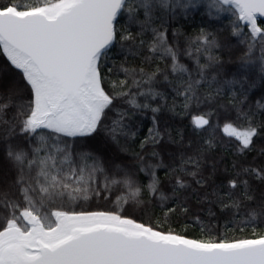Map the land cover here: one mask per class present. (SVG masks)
<instances>
[{
    "label": "snow or ice",
    "instance_id": "obj_1",
    "mask_svg": "<svg viewBox=\"0 0 264 264\" xmlns=\"http://www.w3.org/2000/svg\"><path fill=\"white\" fill-rule=\"evenodd\" d=\"M207 6L218 14H231L233 35L248 37V51L257 41L264 50V27L258 24V17L264 18V0H209ZM190 7H196L195 0H39L23 7L16 0L0 2V50L20 74L19 84L0 90V118L14 111L13 124L35 142L30 152L7 153L16 178L10 186L0 187V264H264V234L235 240L190 239L121 215L122 208L74 211L64 207L67 202L100 197L112 185L128 190L127 198L118 197V202L126 204L138 197L141 189L131 173L104 174L99 161L88 152H77L71 140L96 133L115 100L122 99L132 109H148L150 104L138 97L148 101L158 95L151 86L159 69L140 66L122 68L124 79L113 81L111 92L106 89L102 62L117 42L137 48L146 45L151 54L146 59H170L178 78L189 72L169 44L163 20L177 9ZM121 18L129 25L124 31L118 28ZM158 22L161 27H153ZM149 32L150 42L142 36ZM194 44L197 53L213 59L214 41L201 33ZM207 66L198 63L197 74L203 76ZM260 71L264 73V63ZM198 82H183L186 99ZM127 115L126 111L116 113L108 128L113 139L125 134ZM245 119L251 121L250 116ZM192 123L203 128L209 119L194 115ZM222 130L239 142L242 152L254 147L258 135L251 123L241 129L228 122ZM149 138L144 144L158 143L159 132L149 129ZM189 162L194 168L200 166L197 159L185 161ZM146 170L155 193V172L151 165L140 169ZM184 171L193 177L199 174ZM243 173L264 183V167L245 168ZM98 174L104 175L102 187ZM175 183L186 186L184 176ZM227 187H242V198L254 199L248 179H229ZM228 195L232 199L235 193ZM233 206L240 204L233 200ZM258 207L253 220H264V194Z\"/></svg>",
    "mask_w": 264,
    "mask_h": 264
},
{
    "label": "trees",
    "instance_id": "obj_2",
    "mask_svg": "<svg viewBox=\"0 0 264 264\" xmlns=\"http://www.w3.org/2000/svg\"><path fill=\"white\" fill-rule=\"evenodd\" d=\"M16 2L23 7L39 0ZM195 2L196 7L177 9L163 20L169 44L176 48L179 62L189 72L183 74L182 79L178 78V74L171 71L170 59H146L151 55L146 45L137 48L126 41L117 42L102 62L106 89L111 92L112 82L124 79L122 68L140 66L148 71L159 69L158 78L151 86L158 95L148 101L138 97V101L150 104L148 109H132L122 99H117L102 122L103 126L91 137L64 138L71 140L77 152H88L95 157L104 168V174L131 173L141 189L138 197L129 199L126 204L122 200L118 202V197L127 198L128 190L122 185H112L111 190L100 197L67 202L64 205L66 209L122 208L121 215L190 239L235 240L264 234V220H253V216L259 213L258 203L264 194V183L243 173L245 168L264 167V155H261L264 150V107H261L264 105V73L260 71L264 50L257 41L256 47L248 51V37L245 34L233 35L234 18L230 13L218 14L209 9V0ZM258 24L264 27V21H258ZM153 27L161 25L158 22ZM118 28L120 31L129 28L125 18L120 19ZM201 33L214 41L210 49L211 61L207 53L202 55L195 51L194 41ZM142 36L150 42V32ZM188 52L191 55H187ZM198 63L208 65L203 76L197 74ZM192 80L199 82L186 99L183 82ZM19 83V71L11 66L0 50V90ZM119 111L128 113L124 120L127 127L125 134L113 139L108 128ZM13 115L14 111L10 110L0 118V187L10 186L16 178V169L7 156L8 151L23 149L30 152L35 144L32 136L22 133L13 124ZM194 115H205L209 125L195 127L192 123ZM246 116H250L251 121L245 119ZM228 122L241 129L251 123L258 129L251 150L240 151L239 142L223 132V126ZM151 128L159 132V142L144 144ZM189 158L199 160L198 169L190 162L185 163ZM1 161L5 163L7 175L1 172ZM149 165L157 180L155 193L150 188L152 177L149 172L140 171ZM185 169L199 174L193 177ZM179 176H184L186 186L183 188L175 183ZM237 177L249 180L253 200L242 198L245 190L242 187L234 190L227 187V181ZM97 178L102 187L104 175L98 174ZM201 179L203 184L196 183ZM229 193H235L232 199H229ZM233 200L240 204L239 208L233 206Z\"/></svg>",
    "mask_w": 264,
    "mask_h": 264
},
{
    "label": "rangeland",
    "instance_id": "obj_3",
    "mask_svg": "<svg viewBox=\"0 0 264 264\" xmlns=\"http://www.w3.org/2000/svg\"><path fill=\"white\" fill-rule=\"evenodd\" d=\"M104 147H105V146H104ZM106 147H107V146H106ZM112 153H113V154H116V151H113V150H112ZM1 162H2L1 164L3 165V166H1V167L3 168V170H1V172H2L3 174L7 175V173H6L5 170H4L5 163H3V161H1ZM4 162H5V161H4Z\"/></svg>",
    "mask_w": 264,
    "mask_h": 264
},
{
    "label": "water",
    "instance_id": "obj_4",
    "mask_svg": "<svg viewBox=\"0 0 264 264\" xmlns=\"http://www.w3.org/2000/svg\"><path fill=\"white\" fill-rule=\"evenodd\" d=\"M258 21H264V18L258 17ZM6 57V56H5ZM7 59V57H6ZM9 62V61H8ZM10 63V62H9ZM12 66V65H11ZM14 68V66H12ZM18 71V70H17Z\"/></svg>",
    "mask_w": 264,
    "mask_h": 264
}]
</instances>
